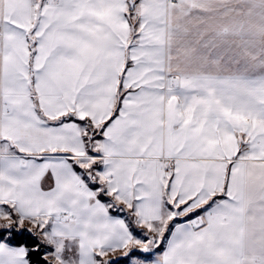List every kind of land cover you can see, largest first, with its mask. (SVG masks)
I'll list each match as a JSON object with an SVG mask.
<instances>
[{
  "label": "snow or ice",
  "instance_id": "1",
  "mask_svg": "<svg viewBox=\"0 0 264 264\" xmlns=\"http://www.w3.org/2000/svg\"><path fill=\"white\" fill-rule=\"evenodd\" d=\"M0 264H264V0H0Z\"/></svg>",
  "mask_w": 264,
  "mask_h": 264
}]
</instances>
